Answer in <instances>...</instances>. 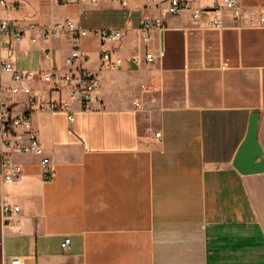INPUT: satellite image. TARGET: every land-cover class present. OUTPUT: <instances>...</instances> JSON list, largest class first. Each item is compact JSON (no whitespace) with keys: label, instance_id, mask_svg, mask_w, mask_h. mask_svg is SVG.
Wrapping results in <instances>:
<instances>
[{"label":"crops","instance_id":"crops-1","mask_svg":"<svg viewBox=\"0 0 264 264\" xmlns=\"http://www.w3.org/2000/svg\"><path fill=\"white\" fill-rule=\"evenodd\" d=\"M50 1L29 24L10 23L53 26L62 19L52 7L62 5L87 33L34 43L27 33L5 44L3 55L20 70L62 74L73 46L86 56L90 44L98 64L87 66L86 56L83 65L99 81L102 106L82 111L73 102L72 121L64 111L32 112L55 174L43 180L37 157L18 156L22 173L10 182L0 175V264L13 256L21 264H264V171L242 173L233 164L253 112L264 155V28L237 26L229 11L212 10L213 0H194L204 9L199 20L168 15L164 2L149 0H128L125 9L109 0ZM240 1L264 12V0ZM4 3L0 16L20 9L18 0ZM112 15L123 22L104 19ZM150 15H162L166 29L145 40L137 27ZM95 17L100 26H87ZM212 18L222 27H209ZM99 28L121 31L103 48L154 59L100 65ZM61 37L69 48L57 45ZM49 87L34 82L32 89L45 100ZM18 102L16 110L26 106L25 97ZM3 200L19 206L5 221Z\"/></svg>","mask_w":264,"mask_h":264},{"label":"built area","instance_id":"built-area-1","mask_svg":"<svg viewBox=\"0 0 264 264\" xmlns=\"http://www.w3.org/2000/svg\"><path fill=\"white\" fill-rule=\"evenodd\" d=\"M61 3L77 2L81 4L95 5L101 0H58ZM119 4L123 9L127 8L128 0H109ZM154 6L165 3L164 11L168 15L176 16L184 12H190L195 20L201 18L204 9L194 6V0H149ZM5 5L0 0V7ZM13 4L10 7H16ZM225 9L230 12L237 26H249L264 28L263 11H246L242 8L240 0H213L212 10ZM211 28H221L219 19L212 18L208 22ZM166 29L162 15L145 16L140 20L137 30L145 40H148L153 30L163 32ZM101 40V48L98 53L100 65L112 68H120L125 63L139 67L154 59L151 52H146L144 56L133 55L124 59L116 52L103 48L106 40H118L121 31L117 28H99L93 30ZM28 35L29 42L34 43L38 39L48 40L52 36L66 35L73 39L87 33L86 29L80 27L78 23L66 19L53 26H37L31 23L27 29L13 26L8 19L0 16V175L4 182L15 180L22 173L23 168L15 160L18 156H35L41 166V177L49 180L54 176L55 169L52 167L50 158L45 154L32 126L31 114L36 110L64 111L68 115V120H73V102L79 104L82 111L95 110L102 106V101L98 96L99 81L96 76L90 73L84 63L87 57L80 51L78 45L73 46L71 51L65 56L64 63L67 71L62 74L55 72H38L20 70L3 55L5 44L19 43ZM45 55H50L45 50ZM49 84L47 98L44 100L32 89L33 83ZM51 92L58 94L57 99H51ZM66 93L67 97L62 98L61 94ZM26 98V106L16 110L19 99ZM157 137L160 132H155ZM19 210L18 205H12L6 200L2 202V212L4 221L13 213ZM66 239L64 245H68ZM4 264H21L18 256H13L9 262Z\"/></svg>","mask_w":264,"mask_h":264},{"label":"rangeland","instance_id":"rangeland-1","mask_svg":"<svg viewBox=\"0 0 264 264\" xmlns=\"http://www.w3.org/2000/svg\"><path fill=\"white\" fill-rule=\"evenodd\" d=\"M4 1V0H3ZM19 1V7L20 9H16V8H10L8 11H2L1 12V16L3 18L8 19V21H11L12 23H14L17 26L20 25H26L29 24V21H32V19H35L38 17V13L43 9H46V6L51 7V1L50 0H18ZM2 7H4V5H2ZM4 9V8H3ZM13 10H17V11H13ZM66 10L64 6H54L52 7V13L55 16H59L61 17L62 21L68 17H64V14H66ZM108 13V12H105ZM94 15H102V17L104 15L107 14H101L98 13L96 11H94L93 13ZM98 17H95L93 20L88 21L87 26L89 27H98L100 26L101 22L100 20L97 19ZM106 21H112L113 23H122L123 22V18L122 16H118V15H112V16H108L106 18H104ZM28 22V23H27ZM57 42V45L63 48H69V44L67 41H65L62 37L59 39H54ZM6 46H4L5 48ZM4 51V50H3ZM11 49L7 50V53H10ZM86 56H88V59H91L89 61V63L87 64V66H96L97 63V53H96V49H94L93 47L90 46V44H86L84 50ZM4 54V52H3ZM62 59V57L60 58ZM61 61V60H60Z\"/></svg>","mask_w":264,"mask_h":264},{"label":"water","instance_id":"water-1","mask_svg":"<svg viewBox=\"0 0 264 264\" xmlns=\"http://www.w3.org/2000/svg\"><path fill=\"white\" fill-rule=\"evenodd\" d=\"M258 113L250 116L246 134L241 141L233 164L242 173H255L264 171V155L256 138V125Z\"/></svg>","mask_w":264,"mask_h":264}]
</instances>
